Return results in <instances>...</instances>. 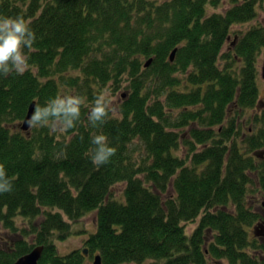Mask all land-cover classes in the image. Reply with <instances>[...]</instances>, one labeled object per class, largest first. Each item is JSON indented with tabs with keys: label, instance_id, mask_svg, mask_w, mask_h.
<instances>
[{
	"label": "trees",
	"instance_id": "obj_1",
	"mask_svg": "<svg viewBox=\"0 0 264 264\" xmlns=\"http://www.w3.org/2000/svg\"><path fill=\"white\" fill-rule=\"evenodd\" d=\"M259 1L226 0L219 11L222 0H0V17L22 16L36 35L29 71L0 76V164L14 184L0 195V236H16L0 264L30 252V235L45 246L39 264H91L84 249L58 252L56 239L94 211L86 245L101 264H264L252 234L262 214L248 201L264 191V113L262 125L244 123L262 105L264 25L235 33L224 51ZM122 90L93 127L95 97ZM61 95L85 100L74 128L20 127L32 102ZM95 134L116 149L99 168L86 155Z\"/></svg>",
	"mask_w": 264,
	"mask_h": 264
},
{
	"label": "clouds",
	"instance_id": "obj_2",
	"mask_svg": "<svg viewBox=\"0 0 264 264\" xmlns=\"http://www.w3.org/2000/svg\"><path fill=\"white\" fill-rule=\"evenodd\" d=\"M36 40L35 32L22 16L0 17V76L9 74L23 75L29 71V56L25 49L32 51ZM85 105L83 97L61 95L51 99L46 106L37 105L28 120L30 127H48L53 133L64 132L75 127L80 119L81 107ZM114 112L109 93L101 92L89 109L88 121L93 127L106 122ZM93 147L86 153L92 164L99 168L110 162L116 149L109 145L104 134L91 136ZM14 191L13 180L8 177L3 164H0V195Z\"/></svg>",
	"mask_w": 264,
	"mask_h": 264
},
{
	"label": "rangeland",
	"instance_id": "obj_3",
	"mask_svg": "<svg viewBox=\"0 0 264 264\" xmlns=\"http://www.w3.org/2000/svg\"><path fill=\"white\" fill-rule=\"evenodd\" d=\"M222 4H221V8L217 9L219 11H224L226 9V7H228V2H226V0H222ZM260 5L258 8V16L255 20L248 22V23H242V24H235L232 27V33L230 34V39L228 40L225 50L226 51L229 47L232 48L234 43L233 41L235 40V38L237 37L235 33L237 32H241V31H246L249 28L252 27V25H264V0L263 1H259ZM211 9V13L212 11L215 10L214 7H210ZM229 51V50H228ZM232 53L233 55H235V50L232 49ZM232 59H228L225 61L226 63H229V61ZM231 63H234L233 61ZM224 64V65H225ZM263 64H264V53H261L260 55V59H259V64L258 65V85H259V93H260V97L261 99H263L264 97V77L262 74V68H263ZM221 65H223L221 63ZM243 66V61H239L238 63L234 64V67L236 69H238L239 67ZM124 91L122 90L120 91L117 95H111V101H112V107H116L118 102H121V100L124 98ZM264 106V105H263ZM260 107H255V108H248V110H246L245 113V118H244V123L246 124V126L251 125L250 128H255L257 125H262L261 122V117L263 116L262 111H260ZM258 116V117H257ZM260 118V119H256ZM256 123V125H255ZM255 125V127H254ZM125 184H119L116 185V190H115V195L116 196H121V194L123 193L124 190V186ZM257 188H259V186H257ZM264 199V191H257L254 190L253 194H251L249 196L248 201L250 202L251 206H254V209H256V211L260 210L262 201ZM97 213L96 211L91 212L89 214H87L85 217H83L82 219H80L77 222H74L72 224V233L69 237H67L65 240H57L56 239V244L58 246V249L60 253L62 254H67L69 252H71L72 250H82L87 248L88 246L86 245V240L88 238V236L90 235V232L95 231L97 229ZM200 219H197V221L193 222V223H185L186 225V231L188 234H191L194 229L197 227V225L199 224ZM35 236L30 235V237H28L29 243L36 246L37 243L34 241ZM12 239H16V236L7 232L6 230L2 231V234L0 236V247L2 248H6V247H12L13 246V242ZM261 239V238H260ZM261 240H264V236L262 237ZM259 240V241H261ZM90 253V252H89ZM88 253V254H89ZM96 253H93V255H90L89 258H86V262H89L91 264H94L95 261V255ZM152 261H148L145 264H151ZM213 264H230L228 262V260L226 259H221V260H216L213 261Z\"/></svg>",
	"mask_w": 264,
	"mask_h": 264
},
{
	"label": "water",
	"instance_id": "obj_4",
	"mask_svg": "<svg viewBox=\"0 0 264 264\" xmlns=\"http://www.w3.org/2000/svg\"><path fill=\"white\" fill-rule=\"evenodd\" d=\"M177 52V48H175L172 53H171V60H174V57L176 55ZM153 59L150 58L147 62H146V66H149L152 63ZM264 77V64H263V68H262V74ZM36 106V101L32 102V104L30 105L29 111L25 117V119L19 124L20 127L25 130L28 131L31 129V127L29 126L28 120L31 118V116L33 115L34 111H35V107ZM45 246L44 245H38L36 247H34L30 252H28L27 254L19 257L15 262H13L12 264H39V261L43 255V251H44ZM88 250L84 249V253L88 254ZM101 255L97 254L95 255V261L94 264H101L102 260H101Z\"/></svg>",
	"mask_w": 264,
	"mask_h": 264
},
{
	"label": "flooded vegetation",
	"instance_id": "obj_5",
	"mask_svg": "<svg viewBox=\"0 0 264 264\" xmlns=\"http://www.w3.org/2000/svg\"><path fill=\"white\" fill-rule=\"evenodd\" d=\"M260 103L262 104L261 106L264 105V97L263 99H260ZM264 108V106H263ZM261 111V109H260ZM262 155L264 156V152H262ZM259 212L262 214L260 216V218H258L257 223L255 224V226L252 228V234L253 235H256L257 238H261L264 236V199L262 201V204H261V207H260V210ZM264 241V240H262ZM86 258H89L90 257V253L89 254H85Z\"/></svg>",
	"mask_w": 264,
	"mask_h": 264
}]
</instances>
